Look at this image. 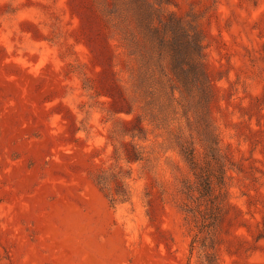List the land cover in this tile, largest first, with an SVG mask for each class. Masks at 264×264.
Listing matches in <instances>:
<instances>
[{"label": "rangeland", "instance_id": "rangeland-1", "mask_svg": "<svg viewBox=\"0 0 264 264\" xmlns=\"http://www.w3.org/2000/svg\"><path fill=\"white\" fill-rule=\"evenodd\" d=\"M0 264H264V0H0Z\"/></svg>", "mask_w": 264, "mask_h": 264}]
</instances>
